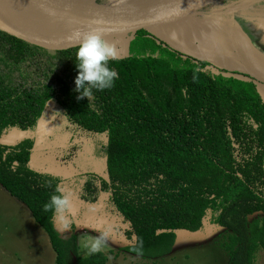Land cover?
<instances>
[{
    "label": "trees",
    "instance_id": "obj_1",
    "mask_svg": "<svg viewBox=\"0 0 264 264\" xmlns=\"http://www.w3.org/2000/svg\"><path fill=\"white\" fill-rule=\"evenodd\" d=\"M163 45L135 33L130 55L108 62L113 86L93 90L87 106L73 91L77 47L48 51L0 32V136L34 131L57 103L68 131L106 133V177L86 176L78 196L94 203L108 193L132 238L125 251L164 256L175 231L200 230L210 211L227 231L219 244L227 264H254L264 249V102L250 81L210 73ZM33 145L0 144V186L45 231L54 264H106L103 252L78 254L73 224L63 235L55 229L43 205L61 180L29 167Z\"/></svg>",
    "mask_w": 264,
    "mask_h": 264
},
{
    "label": "rangeland",
    "instance_id": "obj_2",
    "mask_svg": "<svg viewBox=\"0 0 264 264\" xmlns=\"http://www.w3.org/2000/svg\"><path fill=\"white\" fill-rule=\"evenodd\" d=\"M261 9L254 19L239 21L238 25L222 28V31L193 29L162 35L147 33L149 38L161 42L163 46L203 62L204 69L210 73L227 76L234 73L229 70H243L245 72L241 74L250 78V74L255 73L256 65L253 51H249L254 49L255 39L264 38V4ZM133 36L130 34L106 41L113 46L116 58L130 55L129 43ZM215 46L219 47L222 56L225 46V63H219ZM210 52H214L215 57H210ZM232 59L234 65L227 66ZM235 61L241 65L240 68ZM258 89L264 94L262 86L259 85ZM60 111L62 113L60 105L48 102L34 131L11 128L0 138V142L13 145L23 139H33L35 145L31 149L29 166L36 171L58 176L60 186L71 192L73 207L67 221L68 225L71 223L74 226L79 255H89L80 246L83 234L98 236L100 230L107 236V242L100 251L107 257L106 264H227V256L219 246L226 238L227 231L212 222L210 211L203 218L200 230L175 231L171 251L164 256L145 259L125 251L124 246L132 238L126 236L127 224L106 202L108 193L102 192L94 203H87L78 196L86 176L106 177V133L68 131ZM53 222L59 234H66L64 222L55 217ZM54 258L55 253L45 231L35 223L25 205L0 186V264H54ZM254 264H264V249L256 251Z\"/></svg>",
    "mask_w": 264,
    "mask_h": 264
},
{
    "label": "water",
    "instance_id": "obj_3",
    "mask_svg": "<svg viewBox=\"0 0 264 264\" xmlns=\"http://www.w3.org/2000/svg\"><path fill=\"white\" fill-rule=\"evenodd\" d=\"M64 1L0 0V32L44 50L62 51L77 47L76 32L99 30L103 39L108 41L141 30L156 35L193 29L218 30L254 19L264 4V0H137L114 10L117 0H82L83 6H73V9L65 6ZM17 3H27L69 26L65 23L66 26L62 24L54 31L33 30L16 15ZM89 7L96 8L102 22L97 24L84 20L85 17L77 11L89 10Z\"/></svg>",
    "mask_w": 264,
    "mask_h": 264
},
{
    "label": "clouds",
    "instance_id": "obj_4",
    "mask_svg": "<svg viewBox=\"0 0 264 264\" xmlns=\"http://www.w3.org/2000/svg\"><path fill=\"white\" fill-rule=\"evenodd\" d=\"M74 37L78 44L74 56L77 72L73 91L77 93V100L87 98V106H92L93 90L109 89L118 78L117 72L108 66L109 60H116V53L113 46L103 39L99 30L76 32ZM72 207L71 192L66 191L59 184L54 187L43 205L44 211H51L55 218L64 222L63 230L69 228L67 216L71 213ZM106 242V234L99 230L98 236L83 234L80 246L89 255H93L99 253Z\"/></svg>",
    "mask_w": 264,
    "mask_h": 264
},
{
    "label": "bare ground",
    "instance_id": "obj_5",
    "mask_svg": "<svg viewBox=\"0 0 264 264\" xmlns=\"http://www.w3.org/2000/svg\"><path fill=\"white\" fill-rule=\"evenodd\" d=\"M137 0H117L116 7L114 10H117L119 8H122L124 4H130L131 2H134ZM73 2H76L77 4L74 5ZM82 0H65L64 5L67 6L70 9H73V6L82 5ZM16 8V15L20 18V20L25 23L29 28L33 30H42V29H59L62 24L65 25V23L58 21L59 19L51 16L49 14H46L44 12L38 11L32 6H29L27 3L21 4L17 3ZM83 6V5H82ZM91 9L89 10H81L78 9L77 11H80L81 14L85 17L84 20H87L92 23H100L101 20V14L96 11V8L93 9L92 7H89ZM67 24V23H66ZM68 25V24H67ZM66 26V25H65ZM69 26V25H68Z\"/></svg>",
    "mask_w": 264,
    "mask_h": 264
},
{
    "label": "crops",
    "instance_id": "obj_6",
    "mask_svg": "<svg viewBox=\"0 0 264 264\" xmlns=\"http://www.w3.org/2000/svg\"><path fill=\"white\" fill-rule=\"evenodd\" d=\"M259 40H261V39H259ZM257 46L258 45H255L254 49H253V52H254V55H255L254 56V58H255V62L254 63L256 65L255 66V73H253V76L257 79L258 86L260 85V86H262L264 88V49H263V51H261L260 50V49H262L261 46H260V49ZM213 48L214 47H211V49H213ZM224 48L225 47L223 46L222 52L225 50ZM215 52H217L218 57L220 58V59L218 58L219 63H225V58H222L223 56L220 55L221 51H219V47L218 46H215ZM223 54H224V52H223ZM209 56L210 57H215V53L214 52H210ZM231 63H232V61L228 62L227 66H231L232 65ZM237 64H239V63L237 62ZM257 64H259L260 66H257ZM238 68H240V64H239ZM260 94L262 95V97L264 99V94H262V93H260Z\"/></svg>",
    "mask_w": 264,
    "mask_h": 264
},
{
    "label": "flooded vegetation",
    "instance_id": "obj_7",
    "mask_svg": "<svg viewBox=\"0 0 264 264\" xmlns=\"http://www.w3.org/2000/svg\"><path fill=\"white\" fill-rule=\"evenodd\" d=\"M217 30V29H216ZM219 31H222V29H218ZM259 39H261V40H259ZM264 38H257V39H255L253 42H254V44H253V46H255V45H258L257 47H259V49H260V46H261V48L262 49H260L261 51H263V49H264V40H263ZM225 47V46H224ZM226 50H224L223 52H225ZM253 50H250L249 52H252ZM221 55V54H220ZM225 55V53L223 54V56ZM252 55H253V59H254V62H255V58H254V52H252ZM191 58V57H190ZM222 58H224V57H222ZM198 61V60H197ZM232 61V65H234V61H233V59L231 60ZM235 63H237V61H235ZM241 66V65H240ZM230 72H234V73H230L232 76H234V77H236V78H243V79H245V80H247V81H250L254 86H255V89H256V91L259 93V95H260V92H259V89H258V84H257V79L253 76V74H250L251 75V77L250 78H248V77H246L245 75H242L241 73H244L245 71H231V70H229ZM239 74L241 75V77L239 76ZM249 75V76H250ZM244 76V77H243ZM260 97H261V99H262V101L264 102V99H263V97L260 95ZM61 180V179H60ZM84 181V180H83ZM61 182V181H60ZM83 183V182H82Z\"/></svg>",
    "mask_w": 264,
    "mask_h": 264
}]
</instances>
